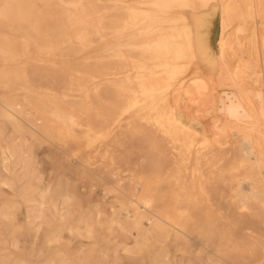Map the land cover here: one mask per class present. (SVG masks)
<instances>
[{
    "label": "bare ground",
    "instance_id": "bare-ground-1",
    "mask_svg": "<svg viewBox=\"0 0 264 264\" xmlns=\"http://www.w3.org/2000/svg\"><path fill=\"white\" fill-rule=\"evenodd\" d=\"M261 3L0 0V193L12 190L0 198V222L11 245L18 249L25 229L16 221L21 202L35 240L50 245L83 228L90 241L106 214L101 201L91 204L100 191L107 232L132 238L124 250L172 237L181 264L192 252V264H264ZM246 47L253 52L242 55ZM216 76L231 89L217 93ZM198 97L244 124L228 148L220 141L231 127L221 118L211 117L214 137L189 119L184 99ZM5 125L13 138L3 144ZM42 144L51 166L44 179L33 162ZM96 241L78 256L57 245L48 264H104L107 248ZM151 252L150 264L168 256Z\"/></svg>",
    "mask_w": 264,
    "mask_h": 264
},
{
    "label": "rangeland",
    "instance_id": "rangeland-1",
    "mask_svg": "<svg viewBox=\"0 0 264 264\" xmlns=\"http://www.w3.org/2000/svg\"><path fill=\"white\" fill-rule=\"evenodd\" d=\"M258 7H260V6H257V8ZM260 8H262L261 10V12L259 13V14H263L264 13V4L263 3H261V7ZM250 18H247V27H249V26H251V24H249L250 22V20H249ZM250 32V29H248L247 30V33H249ZM246 38L248 39V36H246ZM245 40V39H244ZM246 49V50H245ZM240 53H243L242 55H248L249 53L251 54L253 51H251V49H249V48H244L243 49V51H241V49H239L238 50ZM244 51H245V53H244ZM262 58H264V51L262 52ZM253 61V60H252ZM213 85H215V87H216V89H215V91L217 92V93H222L223 91H225V92H227V91H229V89H231V87H232V85H231V81L229 80V78H227V77H225V76H221V77H218V76H216L215 78H214V82H213ZM230 87V88H229ZM1 95V94H0ZM186 99V98H185ZM184 99V103L186 104V105H188V111H187V114H188V117H189V119H192V120H197V121H200L201 123H206V124H208V127H207V129L209 130V133L211 134V136L212 137H214L215 135L213 134L214 133V128H213V125H212V122H210L211 121V117L213 116V115H215V116H218L219 118H221L222 119V121L223 122H225L226 124H228L230 127H231V129H230V133H231V136L229 137V138H224L223 136L221 137V136H219L218 138H219V141L221 140V138H222V140L220 141V144H222V148H228L227 147V145L229 146V144H230V142H232L233 141V138L236 136V130L235 129H238L239 127H240V129L244 126V124H242V123H238V122H236V121H234L233 119H231V118H229V117H226L220 110H219V107H218V105H215V104H213L212 102H211V99L210 98H192V99H190V101H188L187 99L185 100ZM206 124H204V125H206ZM2 128V130H3V134H2V138L4 139V141H3V144H5V142H7V141H10V140H12V138H13V136H12V133H11V129L9 128V126H7V125H5V126H3V127H1ZM233 131H235L234 133H233ZM221 137V138H220ZM215 138H217V137H215ZM217 138V139H218ZM230 139H231V141H230ZM225 140H227V141H225ZM16 142V141H15ZM226 142V144L227 145H224L223 143H225ZM45 146V145H44ZM43 146V144H42V146L41 147H36V149H35V157H34V159H33V162L35 163V164H37L36 165V167H37V172H39L40 174H39V176L42 178V179H44V178H46L47 176H48V173L50 172V170H51V166H50V164H49V158H48V154H49V150H47V148L46 147H44ZM226 146V147H225ZM11 166H13L12 164H10ZM19 166L20 165H17L13 170H15V171H17V172H19L17 169L19 168ZM0 175H3L2 174V167H1V165H0ZM74 179V178H73ZM72 180V179H71ZM74 181V180H73ZM75 182V181H74ZM76 183V182H75ZM21 185H22V183H21ZM21 185H20V183L18 184V186H17V191L18 190H21ZM3 189H4V192L2 193H0V198H2V197H6V196H9V195H11L12 194V190L10 189V188H7V186L6 187H3ZM10 189V190H9ZM5 194V195H4ZM94 195H96L95 196V199H94V196L92 195L91 196V200H92V203L91 204H94V203H97V202H100L101 201V203L104 205V207H106V214H104L102 217H104V220H102V222L100 223V225L98 224H95L94 225V231H93V237L94 238H90V241H89V238L88 237H86L85 236V234H86V232H85V230L83 229V228H81V230H79V232H77V233H72V234H70L67 230H64L63 231V233L61 234V237H60V239L61 240H59V241H57L58 242V244H57V242L55 241V243L53 244V243H51L50 245H48V244H46V243H44V238H43V236L41 235H38V237H36V240H35V238H34V236L32 235V234H30V233H32L31 231L30 232H27V230H25L26 229V226H27V207H26V204H24V203H20V206H19V210H18V212H17V214H16V221L19 223V221H20V223H19V225H21L23 228H25L24 229V233H23V235H21L20 237H19V239L23 242V243H25V244H23L21 241H20V243H19V247H18V249H15L12 245H11V241L13 240L12 239V237L9 235V233L7 232V228L4 226L5 224L1 221L0 222V264H48L49 263V259H50V255H52L51 253L55 250V248L56 249H58L59 247V249H66L65 251H67L68 253H71L73 256H78V253H79V250L82 248L83 250H85V249H87L89 246L90 247H92L93 246V243L95 242V240H97L96 242L99 244V242L101 243L100 244V247H102V248H107V250H106V252L108 253L107 255V258L105 259L106 261H104V264H119V260H121V259H119L118 260V258H122L123 259V261L121 260L120 261V264H125V262H126V264H140V262H141V260L143 259V255H144V257L147 259V261L145 260H142V262H144V263H142L141 262V264H150V261H151V259L154 257V255H155V253L153 254V256H152V250L154 251V252H156L157 253V255H158V252L160 251V252H167V254H168V256L163 260L164 262H166V264H181V258H182V253H180V251H179V253H178V251L176 250H173L174 249V247L176 246V249L177 248H179V246L177 247V244H176V242L174 243L173 241H172V237H168L169 238V240L167 241V239L165 240V241H162V243L164 244L163 246H162V243H160V244H157V247L155 246V247H148V249L147 248H145V250L143 249L142 250V252L141 251H137L136 249H131V250H124V248H123V244H125V242L127 241H129L130 239H131V241L130 242H132V238L131 237H129L128 239L127 238H122V237H125L121 232H118V231H116V230H110L109 232H107L109 229L107 228V220H109V218H108V214L109 213H107V211L109 212V205H107L108 203H107V201H105V199L101 196L102 195V193L100 192V191H97L96 192V194H94ZM81 197L82 198H86V195H83V194H81ZM101 199V200H100ZM105 201V202H104ZM107 205V206H106ZM108 209V210H107ZM25 213V214H24ZM47 214L49 215L50 213H49V211L47 212ZM48 217H50V216H48ZM101 217V218H102ZM2 223L4 224L3 226L5 227V230H3L4 229V227L2 226ZM23 223V224H22ZM97 225V226H96ZM145 225L147 226V223L145 222ZM99 229L98 231H97V228ZM264 228V227H263ZM264 230V229H263ZM96 231L98 232V234H96ZM116 231V232H115ZM100 232V233H99ZM105 233H107L106 235H108V234H110L109 236H110V238L109 237H107L106 235H105ZM95 234V235H94ZM113 234V235H112ZM105 235V236H104ZM132 235H135V233L133 232L132 233ZM97 236V237H96ZM102 236H104V237H106V239H110L109 240V242L107 241V240H105V238H103ZM113 236V237H112ZM80 237H82V238H80ZM96 237V238H95ZM40 238H43V239H40ZM123 240H122V239ZM171 238V239H170ZM115 239V243H114V240ZM116 239L118 240V242L116 241ZM121 239V240H120ZM88 240V241H87ZM105 240V241H104ZM126 240V241H125ZM122 241V242H121ZM166 241H167V243H166ZM88 244H87V243ZM124 242V243H123ZM126 242V243H127ZM127 243V246H128V248H132L133 247V243L131 244V243ZM193 242V241H192ZM192 242L190 241V243L192 244ZM109 243V244H108ZM112 243H114V244H112ZM23 244V245H22ZM43 244H46V245H43ZM61 244V245H60ZM86 244V245H85ZM176 244V245H175ZM52 245V246H51ZM54 245V246H53ZM59 247H58V246ZM105 245V247H103ZM160 245V246H159ZM49 246V247H48ZM51 246V247H50ZM98 245H96V247H97ZM107 246V247H106ZM85 247V248H84ZM159 247H160V249H159ZM161 247H165V248H163V249H161ZM20 248H21V250H22V248H23V250L21 251L20 250ZM32 248V249H31ZM34 248V249H33ZM43 248V249H42ZM52 248V249H51ZM54 248V249H53ZM75 248H76V250H75ZM98 248V247H97ZM149 248H151V249H149ZM153 248V249H152ZM155 248H157V249H155ZM37 249H39V250H42L41 252L39 251V250H37ZM48 249H50V250H48ZM81 249V250H82ZM166 249V250H165ZM18 251V253H17V251ZM121 250V253L119 252ZM124 250V252H125V254L122 252ZM133 250H135V253H134V251ZM156 250V251H155ZM191 250V252H192V249H190ZM21 251V252H20ZM29 251H30V253H29ZM37 251H39L38 253H37ZM47 251V252H46ZM128 251V252H127ZM145 251V252H144ZM150 251V252H149ZM168 251H172V252H176L175 254L174 253H172V254H174L173 256H172V254H171V252H168ZM20 252V253H19ZM24 252V253H23ZM43 252V253H42ZM46 252V253H45ZM49 252V253H48ZM191 252H190V254H191ZM22 253V254H21ZM46 254V256L47 257H49V258H47L45 255V257L44 256H42L43 254ZM142 253V254H141ZM146 255H148V256H146ZM178 253V254H177ZM17 254H19V255H17ZM42 254V255H41ZM47 254H49V256L47 255ZM114 254V255H113ZM123 254V255H122ZM177 254V255H176ZM192 256L194 257V254L195 253H193L192 252ZM15 255H17V256H15ZM21 255V257H19V258H23V259H25L26 261H24L23 263H19L18 262V256H20ZM24 255V256H23ZM43 257H41V256ZM129 255V256H128ZM133 255V257L134 258H131V256ZM180 257H179V256ZM15 256V257H14ZM35 256V257H34ZM111 256V257H110ZM124 256V257H123ZM137 256V257H136ZM192 256H190L189 255V264H192V262H193V257ZM14 257V258H13ZM25 257V258H24ZM29 258L30 257V259H31V261L29 260H27V258ZM113 257L115 258V257H117V258H115V259H113ZM163 257V256H162ZM174 257V259H172ZM136 258V259H135ZM140 258H142V259H140ZM116 259H117V263L115 262L116 261ZM167 259V260H166ZM187 259V260H188ZM98 259H96V261H97ZM131 260V261H130ZM95 261V262H96ZM163 261H161L160 263L162 264L163 263ZM4 262V263H3ZM7 262V263H6ZM129 262V263H128ZM163 264H165V263H163Z\"/></svg>",
    "mask_w": 264,
    "mask_h": 264
}]
</instances>
